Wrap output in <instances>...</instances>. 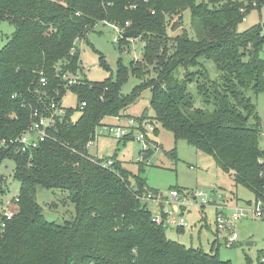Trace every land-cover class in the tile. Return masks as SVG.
I'll list each match as a JSON object with an SVG mask.
<instances>
[{"label": "trees", "instance_id": "trees-1", "mask_svg": "<svg viewBox=\"0 0 264 264\" xmlns=\"http://www.w3.org/2000/svg\"><path fill=\"white\" fill-rule=\"evenodd\" d=\"M263 5L264 0H0V22L15 28L0 49V166L13 162L20 184L19 211L0 235V264H232L217 250L171 240L142 203L148 196L155 199L147 181L136 177L133 183L119 163L106 166L108 160L90 155L86 146L105 118L120 117L151 89L154 116L130 118L142 128L153 124L156 134L159 124L176 141L211 156L255 202L264 201L258 163L264 152L262 121L249 96L264 93V23L237 31L250 11ZM185 11L191 13L193 36L186 30L169 36L182 27ZM99 24L133 31L144 42L142 60L129 67L120 61L116 80H82L66 88L61 75L80 70L78 42ZM129 40L117 44L121 48ZM208 63L215 66L216 80ZM100 65L109 69L103 56ZM129 72L142 82L123 95ZM192 84L209 110L196 107ZM67 91L77 95V106L66 109L44 142L27 152L3 146ZM151 154L148 150L146 157ZM5 179L0 170V196L7 194ZM38 188L59 191L65 206L74 207V217L62 224L48 221L37 202ZM256 264H264V250Z\"/></svg>", "mask_w": 264, "mask_h": 264}, {"label": "rangeland", "instance_id": "rangeland-1", "mask_svg": "<svg viewBox=\"0 0 264 264\" xmlns=\"http://www.w3.org/2000/svg\"><path fill=\"white\" fill-rule=\"evenodd\" d=\"M60 1V0H54ZM203 0H198L201 3ZM242 1V0H239ZM264 23V5L260 9H253L246 18L238 25L237 31L242 33L254 25ZM186 30L193 36L191 29V13H183L182 27L177 31H169V36L174 37ZM15 28L7 22H0V49L4 47L8 39L12 36ZM118 34L111 25L99 24L88 35L86 39L78 42L80 51L79 75L82 80L89 82H103L106 79H117L119 62L129 67L132 62L142 60L144 42L140 39H130L129 44L121 48L115 42ZM100 56H103L109 69L100 65ZM210 77L217 78L215 66L208 63L207 66ZM151 70V67H150ZM142 80L129 72L126 80L123 81L121 92L123 95H130L134 88ZM190 91L195 96L196 107L210 109L207 107L202 97L197 93L196 86L192 84ZM152 96L151 89H145L138 96L136 101L127 108L120 117H107L103 120V126L97 128L98 139L95 147L89 150L90 155L98 156L101 159L113 160L119 163L131 174V181L134 183L136 177H141L147 181L148 188L155 199L143 200L154 216H166L168 212L177 211L185 219L187 226L183 232L176 228H167L166 234L171 240H175L187 247L202 248L206 252L217 250L219 257L223 261H230L232 264H246L250 259L256 264L259 252L264 250V219L249 217L241 219L235 224V232L238 241L232 247H228L225 241L217 239L216 218L218 208L222 213L230 215L233 209H253L255 205L254 195L247 189L237 186L231 176L220 168L215 160L184 140L176 141L173 134L156 124L157 134L154 130H149L145 124L140 130L146 133V142L149 145L151 156L146 157L145 147L142 142L136 139L139 131L134 133V138L119 140L109 134V127L128 128L130 117L154 116L150 105ZM256 105L257 113L262 121V134L260 136V146L264 147V93L255 96L249 93ZM78 103L77 95L72 91H67L63 99L65 109H75ZM80 113L74 115L78 119ZM146 119V120H148ZM135 122H137L135 120ZM147 122V121H146ZM138 123V122H137ZM139 124V123H138ZM131 132L134 129L130 130ZM129 136L128 138H131ZM15 164L5 161L0 166L1 172L5 176V188L8 197L17 196L20 184L13 177ZM179 190L181 196L178 204L172 203V192ZM202 191L210 199L217 196L215 204L201 205L200 199L197 203L192 201L191 193ZM64 197L59 191H48L42 188L37 190V202L44 209V215L48 221L62 224L64 220L74 217V207L70 204L65 206ZM251 202V204H248ZM56 204L58 208H52ZM162 206V207H161ZM183 206H185L183 208ZM217 240V241H216ZM251 243L250 245H247Z\"/></svg>", "mask_w": 264, "mask_h": 264}, {"label": "built area", "instance_id": "built-area-1", "mask_svg": "<svg viewBox=\"0 0 264 264\" xmlns=\"http://www.w3.org/2000/svg\"><path fill=\"white\" fill-rule=\"evenodd\" d=\"M131 10L136 8V5L128 6ZM110 25V24H108ZM116 33L118 34V38H116L115 42L118 43L120 38H123V34L125 33L124 29L121 28L119 25H111ZM60 71V70H59ZM62 80L65 81V87H72L82 82V77L77 73L76 75H71L64 73L61 75ZM40 84L45 87L48 85V81L46 78H41ZM59 95V93H57ZM64 99V98H63ZM63 99L61 102H52L48 108L46 115H40L36 112L33 116L36 120L31 124L30 128L25 131L19 138L15 140H10L9 142L3 141L2 144L4 147L15 146L19 145V148L22 152H27L29 150L35 149L39 146L40 143L44 142L48 138V132L53 129L57 123L59 118H62L66 115V109L63 107ZM86 106V103H82L81 109ZM140 125L135 122V120H130V124L128 128L122 127H109V134L114 136L119 140H123L128 138L129 136L134 137V133L139 131V136L136 137L137 140L144 144V151L149 150V145L146 142V133L140 130ZM106 128V127H104ZM134 129L133 132L130 130ZM149 130H154L153 126H148ZM98 139V134L96 133L95 139L91 140L87 143L86 148L88 150L95 147L96 141ZM95 158H99L95 156ZM258 163L262 167L263 171L261 173V177L264 179V152L260 156ZM106 166H112L113 161L108 160L105 163ZM179 191L172 192V203L178 204L180 199ZM192 201L197 203V200L200 199L201 205L207 204H215L213 199H210L205 193L202 191H194L191 193ZM153 199L151 196L145 198V200ZM218 214L216 218V227L217 232L216 236L217 239H222L225 241V244L228 247H232L238 241V235L235 232V224L240 221L241 219H248L250 216L254 218H263L264 219V201L258 200L255 202L253 209H233L230 215H225L222 213L220 207L217 209ZM19 211V197H8L7 194L0 196V235L3 234L6 229L8 228L9 223L14 219ZM154 220L158 224H163L165 227H173L176 229L185 228L187 223L185 219L182 217V214L179 215L177 211L168 212L166 218L164 219L163 216H154Z\"/></svg>", "mask_w": 264, "mask_h": 264}, {"label": "water", "instance_id": "water-1", "mask_svg": "<svg viewBox=\"0 0 264 264\" xmlns=\"http://www.w3.org/2000/svg\"><path fill=\"white\" fill-rule=\"evenodd\" d=\"M123 38L124 39H137V35L133 32V31H131V32H128V33H125V34H123ZM213 202H217V196H213ZM251 243H248L247 245H250Z\"/></svg>", "mask_w": 264, "mask_h": 264}, {"label": "crops", "instance_id": "crops-1", "mask_svg": "<svg viewBox=\"0 0 264 264\" xmlns=\"http://www.w3.org/2000/svg\"><path fill=\"white\" fill-rule=\"evenodd\" d=\"M179 193H180V196H181V192L179 191ZM217 200H218V197H217ZM162 207V206H161ZM185 206H183V208H184ZM182 215H183V212H182ZM167 228H173V227H167ZM174 229V228H173ZM177 230H180V229H177ZM183 230H184V228H183Z\"/></svg>", "mask_w": 264, "mask_h": 264}]
</instances>
